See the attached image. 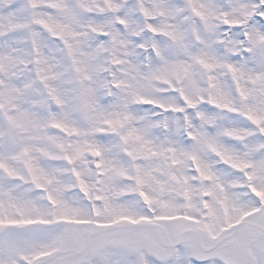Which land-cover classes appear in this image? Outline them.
Segmentation results:
<instances>
[{"label": "snow or ice", "instance_id": "obj_1", "mask_svg": "<svg viewBox=\"0 0 264 264\" xmlns=\"http://www.w3.org/2000/svg\"><path fill=\"white\" fill-rule=\"evenodd\" d=\"M0 264H264V0H0Z\"/></svg>", "mask_w": 264, "mask_h": 264}]
</instances>
